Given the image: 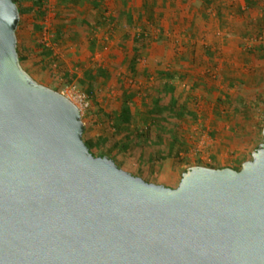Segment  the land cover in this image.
I'll list each match as a JSON object with an SVG mask.
<instances>
[{
	"label": "water",
	"instance_id": "1",
	"mask_svg": "<svg viewBox=\"0 0 264 264\" xmlns=\"http://www.w3.org/2000/svg\"><path fill=\"white\" fill-rule=\"evenodd\" d=\"M0 0V264H264L263 141L239 169L148 182L83 139L79 106L17 51Z\"/></svg>",
	"mask_w": 264,
	"mask_h": 264
},
{
	"label": "rangeland",
	"instance_id": "2",
	"mask_svg": "<svg viewBox=\"0 0 264 264\" xmlns=\"http://www.w3.org/2000/svg\"><path fill=\"white\" fill-rule=\"evenodd\" d=\"M143 1L136 0V3L140 6ZM145 1H156L160 10L154 22H144L152 42L138 57L136 74L130 71L126 49H131L133 34L139 32L143 25L136 22L130 28L123 21L111 20L110 33L105 36L97 27L85 30V34L79 36L83 40H76L81 58L73 66L65 47L54 44L55 40L52 39L49 23L53 15L46 14L43 19L46 46L54 48V55L64 62L63 68L73 74L60 92L79 106L85 138L96 136L101 131L103 121L100 109L108 112L117 105L122 93L121 85L143 88L139 94L144 95L153 81L152 77L145 75L148 67H177L189 76L174 79L173 84L182 95L195 86L192 104L197 118L187 134L186 151L180 153L182 162L176 165L171 158L159 162L156 176L150 178L151 182L175 187L183 169L195 162L210 167L230 165L238 169L240 160L251 159L252 151L263 141L264 54L255 52L253 46H264V0H251L246 11L241 9L240 0ZM229 1L234 6L230 11L224 6ZM53 4L54 0H48L49 8ZM108 5L110 8L114 6L113 2ZM257 20H261V25L256 23ZM125 33L129 34L126 41L123 38ZM89 36L99 40V49L91 55L82 44ZM122 41L124 44L120 43ZM164 47L170 53L167 61L160 58ZM86 52L89 55L86 56ZM196 55L200 56L199 62H194ZM99 67L108 70V77L101 82L97 78L89 91L86 88L88 79L83 72L86 69L98 72ZM58 71L57 67L55 75ZM34 78L55 89L56 84L44 78L43 74H36ZM206 83L213 86L212 92L204 89ZM237 90L249 95L256 91L263 94L260 105L254 106L248 117L243 118L239 109L226 113L216 106L218 97L228 99ZM106 155L114 158L120 168L135 174L136 160L129 153L107 152ZM145 177L149 180L150 175Z\"/></svg>",
	"mask_w": 264,
	"mask_h": 264
},
{
	"label": "trees",
	"instance_id": "3",
	"mask_svg": "<svg viewBox=\"0 0 264 264\" xmlns=\"http://www.w3.org/2000/svg\"><path fill=\"white\" fill-rule=\"evenodd\" d=\"M245 1L250 3L251 0ZM16 3L20 13L16 33L18 39L17 51L21 65L33 77L36 74H43L44 78H48L50 82L56 84V90L62 91L70 82L73 74L63 68L64 62L54 55L52 47L46 46L43 40V19L47 14L46 1L16 0ZM106 3L107 0H99V19L95 18L101 27L102 36L110 33L111 20L123 21L124 25L130 28L136 22L143 25L139 32L133 34L131 49L125 47L130 59V71L132 74H136L138 71V57L151 46L152 42V37L145 29L144 22L152 23L155 21L158 16L156 5L154 3L146 4L144 9L138 13L131 5H126L119 12L108 15L106 13ZM262 18L264 20V13ZM256 23L261 25V20H257ZM51 30L56 45L65 47L74 66L81 58L75 45L76 40H83L79 36L85 34L86 29L81 27L79 22L74 19L72 23L66 20L55 24ZM123 38L126 41L129 34L125 33ZM120 43L124 44V41ZM89 45V50L92 52L95 46L94 37H91ZM253 50L262 52V55L264 54V46H261V44L253 46ZM169 54L167 47L162 48L161 60L167 61ZM199 58V55L194 56V62H199ZM57 67L59 71L55 75ZM98 70L97 72L95 69H88L85 72V76H88L86 88L89 91L92 90V83L97 78L101 82L108 77L107 69L99 67ZM182 70L177 67H148L145 75L152 77L153 81L146 88L144 95L139 94V91L143 88L135 89L133 85L128 87L121 85L122 93L117 105L108 112L100 109L103 121L101 131L89 139L85 138L83 132V139L90 152L95 156H104L107 152L129 153L135 158V169H137L135 174L131 173L143 177L148 182H151L150 178L153 179L156 176L155 171L158 169L159 162L171 158L176 165L180 164L182 162L180 153L186 151L187 147V134L197 118L192 104L194 102L193 91L195 86H191L182 95L173 84L174 79L189 76L188 73H184ZM44 71L46 72L44 73ZM203 87L207 92L213 91V86L208 83ZM262 96L263 94L258 91L249 95L237 90L231 96L229 95L228 99L218 97L216 106L226 113L229 110L236 111L239 109L243 118H245L249 116L248 114L254 109V106L258 107L260 105ZM112 159L114 160V158ZM246 160L247 158L240 160L239 168ZM114 161L118 164L116 160ZM191 165H201V163L189 164L183 169V172ZM223 167L232 166L224 165ZM145 175H150L149 180Z\"/></svg>",
	"mask_w": 264,
	"mask_h": 264
},
{
	"label": "crops",
	"instance_id": "4",
	"mask_svg": "<svg viewBox=\"0 0 264 264\" xmlns=\"http://www.w3.org/2000/svg\"><path fill=\"white\" fill-rule=\"evenodd\" d=\"M46 4H48V0H45ZM56 2V3H55ZM114 4L113 8L109 7V3ZM154 3L156 5V10L157 12L160 10L159 5L156 1H143L141 2L140 6L136 3V0H107L106 7L107 11L106 13L108 15L112 13H117L119 10L123 9L124 6L126 5H131L135 12H140V10L144 9V6L146 4H151ZM246 4V5H245ZM245 0H240V6L243 11H246V8H249V5H247ZM224 6L227 7L230 11V9L234 8L233 3L231 1L224 3ZM102 10V9H101ZM47 14L53 15L51 22L49 23V29L51 31V34L53 36L52 28L54 27L55 24L65 22L66 20L70 23L74 19H76L80 26L83 27L84 29L92 30L94 27H97L98 29H101L99 26V23H97V20L95 18L99 19V0H54V4L52 5L51 8L47 6ZM82 14V15H80ZM119 22V21H117ZM114 25V22H112ZM54 37V36H53ZM52 37V39H54ZM91 40V37H89ZM89 38L86 39L82 44H85L87 47V51H89L90 55L95 51L99 49V40L95 39V46L93 47L92 52H90L89 48ZM56 44V42H54ZM54 50V48L52 47ZM88 52L85 53V55H89ZM88 69H86L83 72V76L87 79L88 76H85V72ZM206 165V164H205ZM208 166V165H207ZM224 166V165H223ZM219 166V167H223Z\"/></svg>",
	"mask_w": 264,
	"mask_h": 264
}]
</instances>
